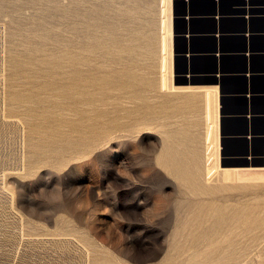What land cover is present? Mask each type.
I'll return each instance as SVG.
<instances>
[{
    "label": "rangeland",
    "instance_id": "rangeland-1",
    "mask_svg": "<svg viewBox=\"0 0 264 264\" xmlns=\"http://www.w3.org/2000/svg\"><path fill=\"white\" fill-rule=\"evenodd\" d=\"M159 2L0 0V264H230L219 234L264 264L263 170L205 179V108L160 89Z\"/></svg>",
    "mask_w": 264,
    "mask_h": 264
},
{
    "label": "crops",
    "instance_id": "crops-1",
    "mask_svg": "<svg viewBox=\"0 0 264 264\" xmlns=\"http://www.w3.org/2000/svg\"><path fill=\"white\" fill-rule=\"evenodd\" d=\"M229 1L176 16L173 91L212 102L225 169L264 170V0Z\"/></svg>",
    "mask_w": 264,
    "mask_h": 264
},
{
    "label": "bare ground",
    "instance_id": "bare-ground-1",
    "mask_svg": "<svg viewBox=\"0 0 264 264\" xmlns=\"http://www.w3.org/2000/svg\"><path fill=\"white\" fill-rule=\"evenodd\" d=\"M159 7H160V23H159V26H160V33H161L160 41H159V54H160V64H159V70H160V82L159 83L160 84L159 85H160V89L163 90V91H167V90H172L173 91V90H176L177 87L175 88L173 86V83H172V65H173V51H172V49H173V39H172V37H173V34H172V30H173L172 0H160ZM74 25L75 26H78V24L76 25V23ZM76 28L77 27H74L73 28L74 31L75 30L76 31L79 30V29H76ZM112 41H113V39H112ZM113 43H115V42H112V44ZM75 46H77V45H73V47H75ZM68 54H69L68 56H70V55L72 56V52H69ZM68 58H69V60H70V58L72 60V58H74V57H68ZM74 63L76 64V66L77 65H79L81 67L84 66L83 65V59L79 58L78 55L76 56V60H75ZM73 66H75V65L73 64L72 67ZM79 66H77V68ZM77 70H74V72H71V74H68V75L69 76H73L74 75V77L80 76V73H79L80 71L78 72ZM204 113H205L204 116H205V123H206L205 124L206 125V132H205V136H204V140H203L204 141V144L203 145H205L204 146L205 147V157H204L205 162H204V172L203 173H205V179L211 180L214 177L215 174H217V173H220L221 174V172H219V170H222L223 175L227 179H231L233 176H236L237 178H241V177L243 178V175H242L243 172L240 171V170H238L239 168H236V169H234L232 171L233 168L232 169H227V168L225 169V168H222L220 166L219 143H218V139H217V135H216V126L217 125L215 123V121H216L215 119L216 118L214 119L213 106H212V102L211 101H208V103H207V105L205 107V112ZM173 140H175V139H173ZM173 146L171 145V146H168L166 148V151H167V153H166L167 157L166 158L169 161L168 163H170L172 165V167L177 171V173H179L180 176H183L184 177V179L186 180V182L188 181V183L190 185H193V183L196 184V181H197L198 178L196 177V173L193 172V169L194 168H192V166L190 167V165H188L187 163H184V161H181V160H183V157H182V159H180V156H179L180 153L178 154V151H176L177 148L176 147H173ZM181 155H182V153H181ZM161 161H160V163H161ZM165 163L167 164V162H165ZM166 164H164V165H166ZM194 165H195V163H194ZM194 165H193V167H194ZM246 176H249L248 179H250L252 181L253 180H256V181L257 180H263L264 181V170L262 172H259V173H256V172L250 173V174H248ZM204 194H205V191H204ZM223 219L226 220L227 218L224 217ZM224 220H223V222H224ZM230 221H234V223H235L237 220H235V219L234 220L229 219L228 222H230ZM224 224H226V221H225ZM235 224L237 225V223H235ZM222 229L224 230V228H222ZM238 229H239L238 226L235 227L234 229H231L230 234L233 233V234H235L234 235L235 237H238L239 236ZM228 231L229 230H227V232H225V234L226 233L228 234ZM216 232L218 233V231H216ZM215 233H214V235L217 234V233L216 234ZM177 235L178 236H181V233L179 231H177ZM189 235H191V234L189 233ZM204 235H206V234H204ZM220 235L221 234H219L218 237H216V241L217 242H214V240H213V242L211 241L212 243L210 245H216L215 247L217 248V244L224 245V243H226V247L223 246L225 249L223 248L224 251L222 253L220 252L221 255H219L218 257L216 256L214 258L212 256V258L209 257V259L210 260L213 259L214 261L220 259L221 261L223 260L224 262H227V263H230L231 262L230 264H232V263L236 264V262L238 264H240L239 263L240 262V259L244 256V254L243 253H241V254L240 253L239 254L237 253L238 255H233L230 250H227V248H231V250H233V251H235L236 249H238L237 248L238 242H231L230 240H228L229 237H227V236H229V235H225L224 236V234H222L223 235V238H221L222 235L221 236ZM209 237H211V236L209 235ZM226 237L228 239L225 240ZM175 238H177V237L175 236ZM217 238H221V239L218 241ZM177 240H178V238H177ZM208 242H210V240H208ZM222 245H220V246H222ZM220 246L218 245V248ZM232 248H234V249H232ZM220 251H222V248H221ZM193 253H194V251H193ZM234 253L236 254V252H234ZM217 254H219V253H217ZM214 261H211V262L213 263Z\"/></svg>",
    "mask_w": 264,
    "mask_h": 264
},
{
    "label": "water",
    "instance_id": "water-1",
    "mask_svg": "<svg viewBox=\"0 0 264 264\" xmlns=\"http://www.w3.org/2000/svg\"><path fill=\"white\" fill-rule=\"evenodd\" d=\"M174 34H176V31H175V26H174Z\"/></svg>",
    "mask_w": 264,
    "mask_h": 264
}]
</instances>
